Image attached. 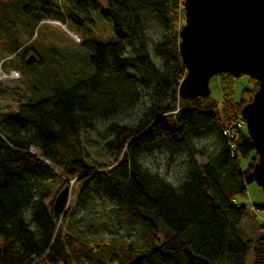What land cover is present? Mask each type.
<instances>
[{
    "label": "trees",
    "instance_id": "obj_1",
    "mask_svg": "<svg viewBox=\"0 0 264 264\" xmlns=\"http://www.w3.org/2000/svg\"><path fill=\"white\" fill-rule=\"evenodd\" d=\"M70 4L62 8L53 0H6L0 3V37L4 28L13 29L17 23L23 29L26 17L62 23V18L70 17L86 34L87 24L95 23L88 0ZM147 10L165 25L156 44L161 66L149 52ZM103 17L114 37L107 41L86 37L81 42L88 51L81 76L74 71L61 84L52 83L50 95L22 103L0 119V264H69L73 247L77 241L82 244L81 232L73 221L61 218L64 209L57 212L46 200L52 187L76 176L88 179L87 188L117 203L120 221L143 226L147 245L139 250L129 244L127 252H120L124 258L119 264H130L138 252V260L131 264H248L250 252L252 264H264V221L257 238L244 235L240 225L248 207L238 201L255 182L253 167L258 160L246 124L238 123L259 82L249 76L250 87L236 100V77L220 72L214 76L220 100L212 92L195 99L181 97L179 86L187 74L177 28L184 17L183 0H107ZM15 43L16 51L39 53L30 45L32 40ZM34 65L23 62L26 69ZM143 85L149 88V102L141 116L133 123L120 121V115L142 103ZM5 91L0 87V93ZM98 122L106 124L103 148L114 155L110 165L94 162L85 145V134ZM205 137H212L216 147L200 163L197 156L206 151L196 140ZM162 144L172 159L186 157L185 180L178 187L142 162L147 149ZM240 155L249 160L246 168ZM87 193L82 191V201ZM253 206L264 220L263 203ZM160 234L165 235L161 243ZM100 246L110 249L108 244Z\"/></svg>",
    "mask_w": 264,
    "mask_h": 264
},
{
    "label": "rangeland",
    "instance_id": "obj_2",
    "mask_svg": "<svg viewBox=\"0 0 264 264\" xmlns=\"http://www.w3.org/2000/svg\"><path fill=\"white\" fill-rule=\"evenodd\" d=\"M5 1L0 0V3ZM53 2L61 5L62 8L71 5L70 0H53ZM88 5L95 23L87 24L86 34L78 29L70 17L62 18L65 23H56L48 19L40 22L32 21L26 17L23 29L19 27L18 23L13 29L4 28V35L0 37V87L6 91L0 93V119L19 110L22 103L37 101L50 95L52 83L61 84L64 82L63 80L69 79L74 71L78 70V76H81V70L83 66H86L88 52L81 46V42L86 37L106 41L114 37L111 24L103 17V12L107 9V0H88ZM63 11L67 16L66 9ZM9 16L12 18V15L9 14ZM145 21L149 52L156 64L161 66L163 60L156 50V44L162 40L165 32L164 22L152 10L145 12ZM184 24L185 11L181 23L177 26L179 32ZM30 29L31 31H29ZM31 34H34L33 37ZM15 40L23 44L32 40L30 45H33L40 54L27 49L26 51H16ZM13 50L16 52L13 53ZM127 50L130 53L134 51L132 45L129 44ZM32 53L37 55L38 61L34 62L36 65L32 68L26 69L23 67V62ZM130 70L140 74L135 69ZM248 77L243 75L236 78V100L240 99L244 88L250 87ZM210 86L213 96L220 100L221 91L217 77L211 78ZM143 87L142 103L130 113L120 115L118 117L120 121L133 123L141 116L145 104L149 102V88L144 85ZM105 125V122H98L94 131L85 134L84 140L94 162L110 165L114 161V155L103 148V139L106 137ZM196 144L199 149L206 151V155L197 156L200 163H205L207 156L212 155L215 151V141L212 137H205L197 139ZM239 159L242 168H246L249 160L241 155ZM142 162L151 172L158 173L176 187L185 180L187 169L185 155L172 159L163 144L147 149L142 155ZM62 176L66 178L65 175ZM65 180L66 182H60L57 187L51 188L52 191L46 203H55L58 193L66 186L69 187V195L64 208L65 213L61 218L65 217V221L74 222L76 228L81 232L82 241V244L77 241V245L73 247L69 264H119L124 258L120 252H127L129 244L139 250L147 245L148 238L144 233L143 226L138 222L123 223L120 221L116 210L117 203L104 194L87 188L88 179L81 180L76 176L67 177ZM84 189L88 192V196H84L82 201L81 193ZM238 201L248 207V213L240 225V229L244 235L257 238L259 224L264 220L260 213L257 215V211L253 212V205L263 203V188L256 182L250 183L247 194L239 196ZM80 202H84L85 206L80 205ZM164 240L165 235L160 234L158 242L161 243ZM102 244H108L110 249L105 250L100 246ZM131 253L133 252L130 251L127 256L129 257ZM139 256V252L135 253L130 264L133 260H138ZM252 262L253 255L250 252L247 263L252 264Z\"/></svg>",
    "mask_w": 264,
    "mask_h": 264
},
{
    "label": "water",
    "instance_id": "obj_3",
    "mask_svg": "<svg viewBox=\"0 0 264 264\" xmlns=\"http://www.w3.org/2000/svg\"><path fill=\"white\" fill-rule=\"evenodd\" d=\"M183 8L185 24L179 32V50L187 69L179 86L183 99L209 96L210 80L220 72L259 82L241 117L258 154L253 177L264 190V0H183ZM37 59L32 53L27 62ZM68 195V186L58 193L57 212L64 209Z\"/></svg>",
    "mask_w": 264,
    "mask_h": 264
},
{
    "label": "built area",
    "instance_id": "obj_4",
    "mask_svg": "<svg viewBox=\"0 0 264 264\" xmlns=\"http://www.w3.org/2000/svg\"><path fill=\"white\" fill-rule=\"evenodd\" d=\"M246 124V122H245V120L243 119L242 121H240L239 123H238V126L239 127H243L244 125ZM224 134L225 135H229V131L227 130V129H224ZM231 136H233L232 134H231ZM232 146V148H234V145H231ZM31 152H35L34 150H31Z\"/></svg>",
    "mask_w": 264,
    "mask_h": 264
},
{
    "label": "bare ground",
    "instance_id": "obj_5",
    "mask_svg": "<svg viewBox=\"0 0 264 264\" xmlns=\"http://www.w3.org/2000/svg\"><path fill=\"white\" fill-rule=\"evenodd\" d=\"M54 22H56V23H57V21H54Z\"/></svg>",
    "mask_w": 264,
    "mask_h": 264
},
{
    "label": "flooded vegetation",
    "instance_id": "obj_6",
    "mask_svg": "<svg viewBox=\"0 0 264 264\" xmlns=\"http://www.w3.org/2000/svg\"><path fill=\"white\" fill-rule=\"evenodd\" d=\"M3 3V2H2Z\"/></svg>",
    "mask_w": 264,
    "mask_h": 264
}]
</instances>
